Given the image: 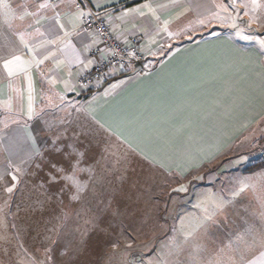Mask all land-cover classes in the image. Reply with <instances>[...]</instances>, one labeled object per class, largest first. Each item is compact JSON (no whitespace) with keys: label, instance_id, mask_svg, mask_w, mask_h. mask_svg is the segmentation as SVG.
<instances>
[{"label":"crops","instance_id":"crops-1","mask_svg":"<svg viewBox=\"0 0 264 264\" xmlns=\"http://www.w3.org/2000/svg\"><path fill=\"white\" fill-rule=\"evenodd\" d=\"M3 2L14 15L5 16L0 8V231L2 224L10 230L17 222L24 202L32 199L42 210L54 202L50 190H60L34 181L35 160L42 156L38 144L44 138L56 149L57 142H72L71 127H87L86 138L100 143L105 133L126 141L133 153L158 159L169 150H188L192 134L201 133L204 141L211 134L216 140L213 134L241 132L264 118L263 55L238 45L223 30L202 34L213 20L230 13L227 0ZM25 11L31 15L19 19ZM90 12L102 14L121 40L139 38L149 58L138 74L129 75L137 69L130 61L126 73L109 75L102 87L78 84L80 74L92 70L90 53L98 47L96 35L83 24ZM14 56L20 60L9 75L4 63ZM234 104L242 107L237 118L230 113ZM60 126L70 129L68 135L50 134L49 127ZM53 217L47 218L52 227ZM2 254L0 264H11ZM195 254L199 264H264L260 242L205 258Z\"/></svg>","mask_w":264,"mask_h":264},{"label":"rangeland","instance_id":"rangeland-1","mask_svg":"<svg viewBox=\"0 0 264 264\" xmlns=\"http://www.w3.org/2000/svg\"><path fill=\"white\" fill-rule=\"evenodd\" d=\"M226 3L230 13L217 17L202 34L223 30L264 57V0ZM230 110L237 118L242 107L234 104ZM260 120L241 132L215 135L219 127L214 126L216 140L211 134L205 141L201 133L192 134L188 150L161 154L165 166L108 134L100 143L86 138L87 127H71L72 142H57L56 149L41 139L34 181L60 190H50L54 202L42 210L32 199L24 202L10 230L2 224L0 253L11 264H191L194 252L205 258L259 242L264 249L257 231L249 230L264 225V169L247 171L264 164ZM48 130L59 136L70 129Z\"/></svg>","mask_w":264,"mask_h":264},{"label":"built area","instance_id":"built-area-1","mask_svg":"<svg viewBox=\"0 0 264 264\" xmlns=\"http://www.w3.org/2000/svg\"><path fill=\"white\" fill-rule=\"evenodd\" d=\"M83 24L98 40V47L90 53V57L95 59L92 70L82 72L77 81L83 88L102 87L109 75L126 73L130 61L143 65L148 60L149 56L142 50L139 38L121 40L114 34L111 25L103 19L102 14L90 12L84 18Z\"/></svg>","mask_w":264,"mask_h":264},{"label":"snow or ice","instance_id":"snow-or-ice-1","mask_svg":"<svg viewBox=\"0 0 264 264\" xmlns=\"http://www.w3.org/2000/svg\"><path fill=\"white\" fill-rule=\"evenodd\" d=\"M254 2H255V0H254ZM48 6L49 5H47V4H40L39 5V7H41V8L48 7ZM146 7H150V6L146 5ZM0 8L4 9V15L5 16L14 15L12 10L9 8L8 4L3 2V0H0ZM27 15H31V13H28L27 11H25L22 15L19 16V19L23 20L24 17L27 16ZM141 15H143V13H141ZM61 27H63V25H61ZM20 39H21V41H23V39H24L23 35L20 36ZM262 43H264V42H262ZM19 60H20V57L14 56L11 60H6L5 61L4 67L6 69H8L9 75L12 74V65L15 64V62H17ZM29 115L31 117V112L29 113ZM13 179H15V177H13ZM179 190L183 191L184 189L180 188ZM8 191L11 192L12 188H8ZM241 191H243V189H241ZM206 219L211 220L212 217L208 216V217H206ZM261 219L264 220V214H262ZM249 230L250 231H253V230L257 231V233H258V235L260 237L261 243L264 244V225H262L258 230L255 229V226H252ZM189 235H191V233H189ZM191 261H192V264H199V260L197 258V255L195 254V252L193 254H191ZM215 264H221V261L217 260L215 262Z\"/></svg>","mask_w":264,"mask_h":264},{"label":"trees","instance_id":"trees-1","mask_svg":"<svg viewBox=\"0 0 264 264\" xmlns=\"http://www.w3.org/2000/svg\"><path fill=\"white\" fill-rule=\"evenodd\" d=\"M261 169H264V164L262 162H258L256 164L248 166L247 171L252 174Z\"/></svg>","mask_w":264,"mask_h":264},{"label":"water","instance_id":"water-1","mask_svg":"<svg viewBox=\"0 0 264 264\" xmlns=\"http://www.w3.org/2000/svg\"><path fill=\"white\" fill-rule=\"evenodd\" d=\"M142 64L140 63V62H138V63H136V70L133 72V73H131V74H129L130 76H135L136 74H138V72L142 69Z\"/></svg>","mask_w":264,"mask_h":264}]
</instances>
